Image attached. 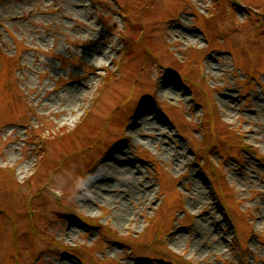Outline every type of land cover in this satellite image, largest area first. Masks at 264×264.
I'll return each mask as SVG.
<instances>
[{
  "label": "rangeland",
  "instance_id": "374dc122",
  "mask_svg": "<svg viewBox=\"0 0 264 264\" xmlns=\"http://www.w3.org/2000/svg\"><path fill=\"white\" fill-rule=\"evenodd\" d=\"M243 2L0 0V264H264V0Z\"/></svg>",
  "mask_w": 264,
  "mask_h": 264
},
{
  "label": "bare ground",
  "instance_id": "6f19581e",
  "mask_svg": "<svg viewBox=\"0 0 264 264\" xmlns=\"http://www.w3.org/2000/svg\"><path fill=\"white\" fill-rule=\"evenodd\" d=\"M71 2H72V4H74L75 2H76V0H71ZM78 4H80V3H82L81 1H78L77 2ZM15 10V6L14 5H8L7 7H6V11H14ZM181 34H184V35H187V34H185L184 32L182 33H180L179 35H181ZM188 36H192V35H188ZM97 52H100V54L102 55L103 54V49H98V51H97V49H94V50H88L87 52H86V54H88L90 57H93ZM209 66L211 67V64H209ZM162 87H164V85H162L160 88H159V94L160 95H165V96H170V97H175V96H177V94H179V92H177V91H175V90H172V89H170V88H168V87H165V88H162ZM222 104H223V107L225 108V110H227V112H226V114H228V115H230L231 114V112L230 111H228L229 109H230V106L232 105V103H231V101L230 100H223L222 101ZM145 107V105L143 106V108ZM142 108V109H143ZM141 109V110H142ZM141 110L139 109L138 110V112L140 113L141 112ZM137 112V113H138ZM139 113L138 114H136L135 116H134V118H132V122L131 123H133L134 124V130H135V128H136V131H138V133L140 132V129H142V126H145V127H147V128H153V129H155V128H157L158 127V125L160 124V123H158V122H153V121H149L148 119H147V116L148 115H142V116H139ZM157 130H159V129H157ZM161 131V130H160ZM157 136V135H156ZM161 140L162 141V137L161 136H157L156 137V140ZM164 145V144H163ZM175 149V148H174ZM174 149L172 148L171 149V151H173L174 152ZM137 169V167H134V168H128V167H125L124 168V170H127V172H129L130 174H132L133 172H134V170H136ZM138 170V169H137ZM112 195H109V194H106V196H104V198L105 199H109L108 197H111ZM121 216H125V215H122L121 214ZM119 218H120V216H119ZM121 219V218H120ZM208 216L207 217H205V218H203V219H201V221H200V233H201V235L199 236V238H198V240H197V242H199V241H201L202 240V238H204V237H208L209 239H211V240H208V242H211L212 241V239H213V227L211 226V225H209L208 224ZM73 230V229H72ZM179 238H180V236H178V237H175L173 240H174V242H176V243H178V241H179ZM197 242L195 243V242H193V244H192V248L193 249H196L197 247H198V244H197ZM214 245L215 246H219L220 245V242L219 241H214ZM64 264H66V263H64ZM125 264H129V262H127V263H125Z\"/></svg>",
  "mask_w": 264,
  "mask_h": 264
},
{
  "label": "trees",
  "instance_id": "16d2710c",
  "mask_svg": "<svg viewBox=\"0 0 264 264\" xmlns=\"http://www.w3.org/2000/svg\"><path fill=\"white\" fill-rule=\"evenodd\" d=\"M220 1L223 3V2H225V1H227V0H220ZM233 6H234V4H233ZM233 6H232V7H233ZM220 7H221V3H220ZM221 8H222V7H221ZM220 11L223 12V9L220 10Z\"/></svg>",
  "mask_w": 264,
  "mask_h": 264
}]
</instances>
